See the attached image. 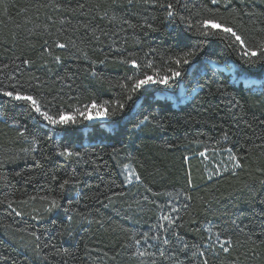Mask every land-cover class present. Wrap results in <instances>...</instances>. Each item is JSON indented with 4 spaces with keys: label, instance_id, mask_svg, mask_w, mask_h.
Listing matches in <instances>:
<instances>
[{
    "label": "trees",
    "instance_id": "obj_1",
    "mask_svg": "<svg viewBox=\"0 0 264 264\" xmlns=\"http://www.w3.org/2000/svg\"><path fill=\"white\" fill-rule=\"evenodd\" d=\"M167 3L179 15L169 17L161 7ZM205 8L218 9L250 46L264 40V0H231L227 7L223 0H0V87L32 89L52 109L74 110L92 99L124 104L108 125L82 120L36 128L26 108L0 95V200L13 207L33 196L40 201L61 193L53 176L79 180L63 191L62 208L42 221L0 205V264H202L205 257L191 255L193 245L205 251L208 264L237 258L264 264V82L236 81L209 60L232 61L238 75L258 79L264 62L244 63L239 45L200 37L179 18L195 22ZM193 48L197 55L188 64L170 59ZM129 59L140 67L124 63ZM170 69L181 75L168 85L135 93L121 87L136 73L165 76ZM237 102L242 107H232ZM34 136L38 150L26 155L22 149ZM57 146L83 159L55 156ZM205 150H230L240 166L193 180L187 158ZM124 165L140 180L129 184ZM217 231L232 239L230 252L216 243ZM15 234L39 243L38 259L10 239ZM144 234L149 239L135 244Z\"/></svg>",
    "mask_w": 264,
    "mask_h": 264
},
{
    "label": "snow or ice",
    "instance_id": "obj_2",
    "mask_svg": "<svg viewBox=\"0 0 264 264\" xmlns=\"http://www.w3.org/2000/svg\"><path fill=\"white\" fill-rule=\"evenodd\" d=\"M128 2L131 3L132 0H128ZM148 2L155 3L156 0H145V3ZM212 3L214 5L219 4L220 0H212ZM223 3L227 7L231 4V0H223ZM161 7H165L167 9V15L169 17L179 15L173 3L163 4L161 5ZM235 14L239 15L240 13L236 12ZM196 15H198L199 18L196 19L195 22H193L191 16H180L179 18L181 21L187 23L190 29L194 28L195 34L200 37H217L224 41H228L230 47L239 45V55L241 56V59L244 61V63L254 65L258 62H264V40H261L255 46H250L246 42L244 36L238 32L237 28L230 26L225 21L224 17L218 14V9L214 11L213 9L205 8L203 10V13H197ZM149 27H151V25H149ZM56 47L63 49L66 47V45L57 42ZM196 55L197 50L193 48L188 51H184L180 56L170 59H174L175 64L177 65L188 64L190 60ZM55 59L59 60L60 58L56 57ZM23 63L31 64L32 61L24 60ZM100 63H104V61H100ZM124 63L131 64L134 69H138L140 67L135 59L126 60L124 61ZM148 67H151V63H149ZM169 71L171 72V75L165 76H160L158 73H154V75H148L147 73H136L133 76L126 77L128 83L122 84L121 87L126 89L130 93H135L150 84L158 83L168 85L175 77H179L181 75L179 71H173L171 69ZM92 75H96V73L93 71ZM0 95L8 97L11 101L18 102L17 106L26 108V110L30 114H32L30 118L36 120L37 123L34 124V127L36 128H38L40 124L51 125L53 126V128H55L57 126L78 124L81 123L82 120L107 119L109 116L115 115L119 109H122L124 107V104L120 102H116L115 104H113L112 102L105 100L97 103L95 99H92L90 103L83 105L82 107L75 108L74 110L71 109V107H69L68 109H64L63 107L52 109L48 106V101H46L42 96L34 94V90L25 89L22 85H11L10 89L6 87H0ZM109 105H111V111H109ZM232 107H242V105H239V103L237 102L236 104H233ZM144 119L147 120L148 117H144ZM249 127L251 126L249 125ZM26 131V126H21L18 134L23 136ZM38 145L39 140L34 136L32 146L30 148L22 149V151L26 155H31L38 150ZM54 155L62 157L66 161L76 162L82 160L84 156L83 153L76 151L68 146H57ZM201 155H204V153H201ZM20 158L23 157H16V159ZM232 159L236 160L234 167H239L240 164L236 157L233 156ZM129 167V165H124V168L126 169H128ZM16 175L20 176L22 175V173L17 172ZM131 176L132 172L130 171L127 179H130ZM135 178L137 180H140V177L138 175ZM52 180L58 182L59 188L62 190L61 193L55 195H42L38 197L40 201L47 205L45 208V212L48 214H53L57 210L61 209L63 191L79 183V180L77 178L71 176L67 179H63L62 181L58 180L56 176H53ZM262 183H264V181H262ZM30 199L36 200L37 197L33 196L30 197ZM24 203H26V201ZM0 205H7V208L5 210L10 209L17 216L25 215V213L17 211L13 207V201L11 200H0ZM64 211L67 212L68 210L64 209ZM81 215L83 216V214ZM33 219L42 221L45 219V217L41 215H35L33 216ZM66 219L70 222L72 220V216L67 215ZM163 219L168 221L170 224H175V220H173L170 216H164ZM247 227V225L244 226V228ZM67 230L68 229L65 228V231ZM167 230L168 229L165 228V231ZM240 230L243 231L244 229ZM208 231L212 232V229L210 228L208 229ZM31 235L39 240L40 234L38 232L33 231ZM69 235H71V232H69ZM221 235L222 233L220 231H217L215 233L216 243L219 244L223 252L228 253L230 252L233 241L231 238L222 239ZM147 239H149L148 235L144 234L140 239H136L134 242L135 244L139 245L141 243V240ZM152 239H158V237L153 236ZM180 239H183V237H181ZM209 240H211V237L209 238ZM164 242L167 243L168 241L165 240ZM261 243L264 244V241H261ZM211 246L215 247L216 245L211 244ZM39 247L40 245L39 243H37L36 248ZM185 247H187V245H185ZM193 247L196 249V251H193L191 253L192 257H196L199 254L201 257H205L202 261V264H208V260L205 256V251L202 250L201 246L193 245ZM139 254L142 256L150 255V253L145 252H140ZM255 255L256 253L254 252L253 259ZM231 264H238V258L237 260H233Z\"/></svg>",
    "mask_w": 264,
    "mask_h": 264
},
{
    "label": "rangeland",
    "instance_id": "obj_3",
    "mask_svg": "<svg viewBox=\"0 0 264 264\" xmlns=\"http://www.w3.org/2000/svg\"><path fill=\"white\" fill-rule=\"evenodd\" d=\"M209 64L216 70H223L230 73L232 78L236 81L242 80L248 84L252 83L256 87L260 86V84L264 82V79L250 78L246 75H238L235 70V65L232 61L217 62L214 60H209ZM179 94L181 95L182 100L186 98L184 88L180 89ZM159 95L164 94L159 93ZM167 95L173 99H176L173 94L168 93ZM89 121H102L106 123V119H93ZM106 125L108 124L106 123ZM201 153H204V155H201ZM201 153L193 159L190 157L187 158L193 180L200 179L203 176L208 179L216 178L224 172L234 171L238 168L234 167L236 160L232 159L234 155L230 150H205ZM130 171L132 172V176L130 179H128L129 184L135 181L136 175L130 168H124L127 178ZM46 206L47 205L42 201L32 200L31 202L18 204L14 208L20 212H23L22 210H24L27 215L32 217L35 215H41L47 218L51 214L45 212ZM22 238L23 240H21ZM10 239L19 245L23 250L27 251L35 259L39 258V249L36 248V245L29 238L15 234Z\"/></svg>",
    "mask_w": 264,
    "mask_h": 264
}]
</instances>
